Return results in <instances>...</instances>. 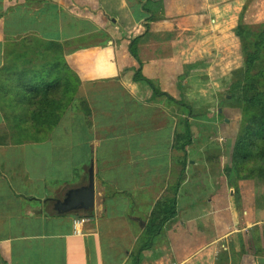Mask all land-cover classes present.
Segmentation results:
<instances>
[{
    "label": "crops",
    "instance_id": "1",
    "mask_svg": "<svg viewBox=\"0 0 264 264\" xmlns=\"http://www.w3.org/2000/svg\"><path fill=\"white\" fill-rule=\"evenodd\" d=\"M146 2L0 0V264H133L137 251V264H264L251 183L236 206L221 147L193 144L176 34L163 30L173 16ZM90 168L92 209L56 214ZM173 197L174 216L146 239Z\"/></svg>",
    "mask_w": 264,
    "mask_h": 264
},
{
    "label": "rangeland",
    "instance_id": "2",
    "mask_svg": "<svg viewBox=\"0 0 264 264\" xmlns=\"http://www.w3.org/2000/svg\"><path fill=\"white\" fill-rule=\"evenodd\" d=\"M155 4V19L174 17L163 30L176 34L173 42L179 73L175 96L191 107L193 144L221 147L230 165L241 112L226 100L233 92L232 85L239 81L237 75L243 65L234 29L242 22L251 28L264 24V0H158ZM251 181V191L263 214L264 181Z\"/></svg>",
    "mask_w": 264,
    "mask_h": 264
},
{
    "label": "trees",
    "instance_id": "3",
    "mask_svg": "<svg viewBox=\"0 0 264 264\" xmlns=\"http://www.w3.org/2000/svg\"><path fill=\"white\" fill-rule=\"evenodd\" d=\"M158 0H147L146 10L155 5ZM151 20H154L151 18ZM148 29V27H145ZM234 34L240 42V53L243 58L242 70L237 77L239 81L232 85L233 92L226 103H231L240 109L241 116L237 134L231 147L230 165L223 172L227 184L233 190V198L236 206L240 200L243 185H247L251 179L258 178L264 181V24L252 27L245 23H239ZM136 41H130L128 50L131 57L138 62L136 54ZM139 64V62H138ZM133 80H143L139 69L135 71ZM155 93H159L155 90ZM179 110L192 116L189 104L176 101ZM184 109V110H182ZM182 131L175 136V144L183 156L179 158L180 172L186 166L185 149L192 142L190 125L187 120L182 121ZM166 202L161 201L155 206L151 214L150 223L145 231V238L151 239L165 221L174 216V197ZM166 208L161 218L157 216L156 209ZM165 214V215H164ZM136 253L135 262L138 258Z\"/></svg>",
    "mask_w": 264,
    "mask_h": 264
},
{
    "label": "water",
    "instance_id": "4",
    "mask_svg": "<svg viewBox=\"0 0 264 264\" xmlns=\"http://www.w3.org/2000/svg\"><path fill=\"white\" fill-rule=\"evenodd\" d=\"M93 195V171L90 168L88 170L87 184L83 187L69 190L62 200H56L54 211L56 214H70L79 210L86 212L93 207Z\"/></svg>",
    "mask_w": 264,
    "mask_h": 264
},
{
    "label": "built area",
    "instance_id": "5",
    "mask_svg": "<svg viewBox=\"0 0 264 264\" xmlns=\"http://www.w3.org/2000/svg\"><path fill=\"white\" fill-rule=\"evenodd\" d=\"M86 221L85 218H76L73 220V230L76 232L80 225Z\"/></svg>",
    "mask_w": 264,
    "mask_h": 264
}]
</instances>
